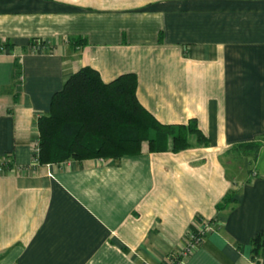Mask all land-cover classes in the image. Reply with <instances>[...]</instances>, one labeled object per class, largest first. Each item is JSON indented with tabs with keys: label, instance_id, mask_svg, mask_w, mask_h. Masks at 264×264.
I'll return each mask as SVG.
<instances>
[{
	"label": "crops",
	"instance_id": "0c3cea01",
	"mask_svg": "<svg viewBox=\"0 0 264 264\" xmlns=\"http://www.w3.org/2000/svg\"><path fill=\"white\" fill-rule=\"evenodd\" d=\"M0 47V264H168L211 220L180 264H264L251 245L264 233V0H0ZM83 67L104 83L134 74L146 111L194 120L208 145L33 164L38 119ZM250 142L254 161L228 153Z\"/></svg>",
	"mask_w": 264,
	"mask_h": 264
},
{
	"label": "trees",
	"instance_id": "16d2710c",
	"mask_svg": "<svg viewBox=\"0 0 264 264\" xmlns=\"http://www.w3.org/2000/svg\"><path fill=\"white\" fill-rule=\"evenodd\" d=\"M136 90L134 74L104 83L90 67L77 70L52 96L48 113L37 121L39 164L99 158L119 160L140 154L144 143L151 153H177L208 145L194 120L186 125L159 123L139 103ZM261 145L239 144L228 153L239 159L250 158L252 162ZM228 196L218 204L219 209L231 200ZM263 244L264 233L256 235L251 240L253 254Z\"/></svg>",
	"mask_w": 264,
	"mask_h": 264
},
{
	"label": "built area",
	"instance_id": "2783aa9c",
	"mask_svg": "<svg viewBox=\"0 0 264 264\" xmlns=\"http://www.w3.org/2000/svg\"><path fill=\"white\" fill-rule=\"evenodd\" d=\"M41 45L39 44H34V46L32 47V51L33 52H38V51H42V49H40ZM0 52H4V48L0 47ZM38 153H39V147H38V140L34 143L33 145V149H32V162L33 164H38ZM8 163L5 160L0 161V174L5 172V170L8 169ZM206 226V227H204ZM208 223H204L203 225H201V229L197 230L195 232L196 236L190 235L188 236V239L185 242V246L183 247V249L177 254V259L176 261H178L177 263L181 262V260L187 258L196 248H198L202 242L203 239L206 237V235L209 233V231H213L212 227L207 228ZM204 227V228H202ZM207 229H209V231H207ZM169 264V263H168Z\"/></svg>",
	"mask_w": 264,
	"mask_h": 264
},
{
	"label": "rangeland",
	"instance_id": "374dc122",
	"mask_svg": "<svg viewBox=\"0 0 264 264\" xmlns=\"http://www.w3.org/2000/svg\"><path fill=\"white\" fill-rule=\"evenodd\" d=\"M196 221H198V219L196 220ZM214 224V223H213ZM213 224H211L210 222H209V224H208V226H207V228H211L212 227V229H213V231H214V229H215V226L213 225ZM204 227H206V226H204ZM204 227H202V228H204ZM201 229V226H198L197 225V227L196 226H193V227H191L189 230H188V232L186 233V235H185V237H184V239H183V241H182V243H181V247H184L185 246V242H186V240L188 239V236H190V235H193V236H196L195 235V232L197 231V230H200ZM207 231H209V229H207ZM211 231H209V233H210ZM200 247V246H199ZM183 249V248H182ZM177 254L178 253H176V254H171L170 255V257H169V264H180V263H177L178 261H179V259H177ZM176 260H178V261H176Z\"/></svg>",
	"mask_w": 264,
	"mask_h": 264
}]
</instances>
